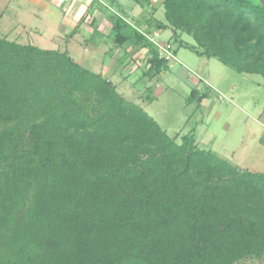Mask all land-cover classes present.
I'll return each mask as SVG.
<instances>
[{"label": "trees", "instance_id": "trees-1", "mask_svg": "<svg viewBox=\"0 0 264 264\" xmlns=\"http://www.w3.org/2000/svg\"><path fill=\"white\" fill-rule=\"evenodd\" d=\"M163 3L166 23L135 24L121 4L99 5L120 60L128 47L146 50L145 76H160L170 61L150 37L172 30L166 44L175 56L179 43L264 78V0ZM176 138L68 51L0 35V264H247L263 257L264 174L201 148L193 132Z\"/></svg>", "mask_w": 264, "mask_h": 264}, {"label": "rangeland", "instance_id": "rangeland-1", "mask_svg": "<svg viewBox=\"0 0 264 264\" xmlns=\"http://www.w3.org/2000/svg\"><path fill=\"white\" fill-rule=\"evenodd\" d=\"M45 7L32 0H0V35L21 44L43 49L68 51L85 68L101 73L117 86L129 101H134L181 143L183 135L193 132L201 148L210 149L244 170L264 174V78L240 74L214 58L199 56L176 43V60L160 76L146 77V50L134 53L127 48L124 57L113 50L107 36L111 24L104 15L86 17L87 24L73 35L74 24L68 5L46 0ZM262 3L263 0H252ZM120 11L129 21L166 23L164 0L137 5L121 0ZM113 10L119 11L116 7ZM146 25H143V27ZM99 27V28H98ZM98 28V31L97 29ZM172 30L160 32L167 43ZM183 39L191 44L187 34ZM206 94L202 101L192 96ZM154 98L146 101V97ZM247 264H264V256L250 258Z\"/></svg>", "mask_w": 264, "mask_h": 264}, {"label": "crops", "instance_id": "crops-1", "mask_svg": "<svg viewBox=\"0 0 264 264\" xmlns=\"http://www.w3.org/2000/svg\"><path fill=\"white\" fill-rule=\"evenodd\" d=\"M13 0H11L12 2ZM36 5L45 7L48 5V2L46 0H32ZM56 1V0H55ZM59 5H68V13L72 16L73 24H74V31L79 32L83 25L87 24L86 17L89 15L94 14V18L98 15H104L103 11L99 7V5H117L121 4V0H59L56 1ZM5 15V12H4ZM4 17V16H3ZM105 17V15H104ZM83 18L85 19L83 24L80 25V23L83 21ZM99 28V27H98ZM98 28L97 31H98ZM73 31V32H74ZM76 34V33H75Z\"/></svg>", "mask_w": 264, "mask_h": 264}, {"label": "built area", "instance_id": "built-area-1", "mask_svg": "<svg viewBox=\"0 0 264 264\" xmlns=\"http://www.w3.org/2000/svg\"><path fill=\"white\" fill-rule=\"evenodd\" d=\"M160 33L154 32L153 36L150 37L152 43H154L160 50L161 55L168 61L176 60V56L173 53V47L170 44L162 43L160 40Z\"/></svg>", "mask_w": 264, "mask_h": 264}]
</instances>
